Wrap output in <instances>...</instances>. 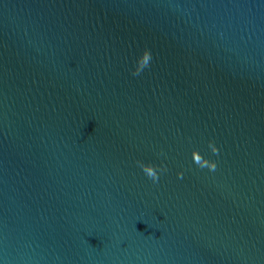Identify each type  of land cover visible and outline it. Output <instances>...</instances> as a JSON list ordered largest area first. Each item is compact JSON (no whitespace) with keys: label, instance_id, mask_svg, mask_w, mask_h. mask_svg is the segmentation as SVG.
<instances>
[{"label":"water","instance_id":"95a60500","mask_svg":"<svg viewBox=\"0 0 264 264\" xmlns=\"http://www.w3.org/2000/svg\"><path fill=\"white\" fill-rule=\"evenodd\" d=\"M0 264H264V0H0Z\"/></svg>","mask_w":264,"mask_h":264},{"label":"clouds","instance_id":"9594fccd","mask_svg":"<svg viewBox=\"0 0 264 264\" xmlns=\"http://www.w3.org/2000/svg\"><path fill=\"white\" fill-rule=\"evenodd\" d=\"M150 60H151V52L149 49L145 48L142 54L138 57L136 66L132 74L134 76H138L147 66H149ZM209 147L212 153L218 154L219 149L214 141L212 140L209 141ZM192 157H193L194 163L197 166L201 168L207 167L210 171L216 170V167H217L216 162L214 160L205 158L204 156L201 155V153L198 150L193 149ZM138 164L140 168L142 169V171L144 172V174L149 179H151L154 183H158L160 174L162 172L167 171V165L163 163H161L160 165H156L150 162L149 163L138 162ZM177 175L182 177L183 173L181 172V173H178Z\"/></svg>","mask_w":264,"mask_h":264}]
</instances>
